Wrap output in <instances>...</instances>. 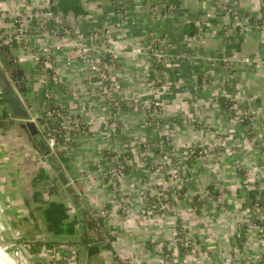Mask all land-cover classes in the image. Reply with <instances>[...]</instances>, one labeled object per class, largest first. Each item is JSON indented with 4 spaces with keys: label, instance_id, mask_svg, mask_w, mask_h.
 <instances>
[{
    "label": "crops",
    "instance_id": "crops-1",
    "mask_svg": "<svg viewBox=\"0 0 264 264\" xmlns=\"http://www.w3.org/2000/svg\"><path fill=\"white\" fill-rule=\"evenodd\" d=\"M150 1L122 0L124 18L116 11L114 0H60L52 8L76 32L82 44L101 45L96 32L107 27L112 30L120 65L114 70L120 80L119 97L114 102L93 93V88L100 84L91 81L79 60L75 35L56 38L51 33L30 34L26 40L35 50L21 46L8 49L20 67L28 71L32 85V90L27 89L31 96L28 108L33 118L41 119L43 98L48 91L62 109L88 129L87 133L78 135L72 147L60 145L55 152H47L42 146L47 142L41 120L36 123L41 137L38 139L31 131H25L21 120L0 118V197L10 208L32 264H64L70 256L78 264L81 243L73 239L87 245L84 264H119L123 260L130 264H242L241 255L245 252L264 253V238L257 235L258 230L247 232V227L236 220L248 208L250 191L255 188L249 189L244 173H239V178L234 167L230 169L233 177L230 171L227 175L212 172L206 175L202 163L191 160L179 163L195 174L203 187L214 190L213 184L220 181L228 193L224 208L209 199L205 211L195 206L196 199L191 202L186 195L182 196L195 209L186 212L189 230L196 241L187 253L175 242V230L180 222L177 216L166 208L145 212L147 202L142 196L149 177L169 186L157 142L161 137L166 138L171 127L176 143L181 146L212 140L200 129L201 125L222 131L232 125L222 116V96L218 95L221 65L207 57H254L256 61L251 65L241 66L239 78L250 100L264 106L261 62L264 36L254 25L241 24L244 15L253 22H257L255 18H264V1L156 0L171 7L166 17L153 15ZM45 5L46 0H0V9L14 13ZM189 24L197 29L194 37L188 35ZM241 27L245 29L243 33ZM153 35L164 40V52L174 58L163 68L166 83L158 86L157 96L164 108L160 127L152 120L148 102L150 93L154 95L149 81L153 65L147 46ZM53 41L55 76L36 65L32 57L39 46ZM197 54L199 59L187 57ZM205 81L210 87L201 92L200 83ZM140 91L146 97L139 102ZM186 119L190 121L188 126L179 127ZM234 124V134L243 137L246 124ZM118 153L131 155L136 162L148 156L152 162L129 166L119 181L120 190L116 191L103 172L114 167L111 157ZM56 166H60L76 188L81 206L68 194L48 189L58 182ZM182 202L177 204L182 206ZM100 211L104 212L100 217L105 237L93 230L91 213ZM236 227L243 229L239 239L234 234Z\"/></svg>",
    "mask_w": 264,
    "mask_h": 264
},
{
    "label": "rangeland",
    "instance_id": "rangeland-1",
    "mask_svg": "<svg viewBox=\"0 0 264 264\" xmlns=\"http://www.w3.org/2000/svg\"><path fill=\"white\" fill-rule=\"evenodd\" d=\"M255 20L257 22H253L250 16L244 15L241 24L254 25L256 31L264 36V18H255ZM242 27L240 30L243 33L245 29ZM147 46L149 45L147 44ZM187 57L199 59L200 55H187ZM207 58L211 62L216 61L221 65L222 77L218 82V95L227 98L228 102L230 100L234 102L231 107H227L222 111V116L228 118V122L232 123V125H230L225 131L201 125L199 126L200 129H204L212 140H206L200 145L188 142L181 146L176 143L175 138L171 133V131H173V128L171 127L166 138L164 139L161 137L157 142L158 147L161 148L159 153L160 163H162L167 169L165 174L169 178V186L158 181L156 177L147 178V181L145 180L143 186V192L147 196L149 195V197L152 196L154 198L151 200L153 205H156L158 202V192L165 195L166 202L164 203L166 210L174 214V216H177L180 222H182L187 229L189 240L193 243V246L196 241L189 230V222L187 220L186 212H193L195 209L194 206L189 204L186 199L182 198V196L185 197L186 195L191 202L196 199L197 204L195 206L199 205L201 209L205 211L208 209L209 199L215 201L218 207L220 206L221 208H224L225 199L228 198V193L223 189L220 181H216L213 184L214 190H211L208 187H203V185L200 184V181L194 176L195 174L191 173L189 169H184L179 165L181 161L191 160L194 163H202L206 175H209L210 172L217 175H227V171H230L232 167L236 168V173H234L240 178L241 175L239 173L243 172L245 176L243 177L244 181L248 180L249 182V189L257 188L259 192L258 199L260 202L264 203V106L255 104L250 100L244 84L239 78L241 66L247 67L256 61V59L250 56L242 58H220L218 56H213L212 58ZM117 60V53L116 55L113 54L111 57V63L109 64L110 78L114 90L112 89L113 93H107V100L111 102L116 101V98L119 97L117 95V86L120 83V80L117 78V75H114V70L120 67ZM151 60L153 65L155 58L151 57ZM158 60L159 59H156L157 62ZM170 60L174 61V58L168 57L165 62L160 60L158 62L161 72L159 77L162 82L161 85L166 83L163 68L166 64H170ZM261 62L264 65V57ZM200 86L201 92L207 91L210 87L206 81L200 83ZM158 88L159 87H154V95L150 93L149 96L151 97L148 102L151 105L150 112L154 117L152 120H155L154 123L156 126L160 127L161 120L159 119L164 108L161 99L157 96ZM108 92L110 91L108 90ZM145 97L146 93L140 91L137 99L139 98L140 102L141 99H145ZM145 101L147 104V100ZM190 120L192 121V118H190ZM189 122L190 121L186 119L184 122L179 123V127L185 128L188 126ZM241 122L247 123L245 126L246 133L243 137H237L234 134L236 128L234 127V123L241 124ZM180 151H183L184 154L180 153ZM148 158V156H143L140 157L137 162L136 160L134 161V159L131 161L132 164H140L143 161L144 163L151 164L152 158ZM128 168L129 167L127 166V170ZM230 172L234 177L232 171ZM151 201H148L147 203H151ZM178 201H183V205L180 206L181 203L177 204ZM247 206L248 208H246L243 214L236 219L237 222L245 225L247 227V232L249 229H257V235L264 238V206L258 204L252 205L251 201H249V205ZM158 209L162 210V206L161 208L156 207V211ZM254 220L256 222H254ZM240 232V229L236 227L234 233L236 239ZM18 234L20 237L19 245L21 258L24 264H32V261L26 256L23 249L25 248V245L21 239L22 235L20 231ZM9 236L8 230L3 227L0 232V243L1 246H3L2 243H6V246L8 247L6 250L7 253L12 254L14 249L9 246ZM1 239H5V241L3 242ZM241 256L242 264H264V253L257 254V252L251 253L250 251H247V253L245 252Z\"/></svg>",
    "mask_w": 264,
    "mask_h": 264
},
{
    "label": "built area",
    "instance_id": "built-area-1",
    "mask_svg": "<svg viewBox=\"0 0 264 264\" xmlns=\"http://www.w3.org/2000/svg\"><path fill=\"white\" fill-rule=\"evenodd\" d=\"M59 1L60 0H46V5L44 7H37L30 11L16 13L0 9V47L12 48L14 46H21L30 50H35L32 48V44L26 40L27 35L51 33L56 38L61 35L66 37H73L75 35L76 39H74V45L79 60L83 63L84 68L89 72L90 76L96 75L101 77V81L96 82L100 84V86L95 89L93 88L92 91L95 95L100 96L101 99L106 101L107 93H111L113 89L109 64L111 63L113 54L116 55V49L112 39V30L107 27L96 32V37L102 40L101 45L90 46L82 44L77 38L76 32L67 25L63 17L52 9ZM117 4H119V9L116 8ZM117 4L115 3L116 11L119 12L121 18H124L122 0H117ZM170 8L171 7L167 4L160 3L156 0H151L149 3V9L156 17H166L171 11ZM54 45V41L48 42L39 46L36 52L33 51L32 54L35 64L53 76H55L57 72L54 66ZM148 45L151 57L155 58L153 63L154 77L150 75L149 81L151 87H158L162 83L159 78L160 68L158 62L159 60L165 62L168 56L164 52V40L160 36H151L148 39ZM156 59H159L158 62ZM108 90L110 92H108ZM54 99L55 96L53 93L48 91L45 93L43 98L44 110L41 115L43 118L46 142L53 152H55L60 145L72 147L78 135L88 132V129L83 125L81 120L73 115H69L54 101ZM229 103L228 107H231L234 102L230 100ZM111 155L106 157H110ZM111 159L112 162L115 163L114 167L103 173L114 189L119 191V181L124 178L127 166L133 165L131 161L132 157L127 153H118L111 157ZM158 193V202L156 205L152 204L151 200L154 199L152 196L149 197V195L147 196L144 192L142 193L143 199L146 200V202L151 201V203H147V206L144 208L145 212L152 213L156 211V207L161 208V206L162 209H165L164 202H166V197L163 193ZM121 199L123 198L121 197ZM255 204L260 205L259 203H254V205ZM103 215L104 212L102 211L94 212L91 213V218L93 220V230L100 236L105 237L103 229L100 227L98 221V218ZM240 231L238 239L243 236V229L241 228ZM175 242L186 253L194 248L193 243L189 240L187 229L182 222L177 223ZM64 262L68 264H77V261L72 256L67 257ZM119 264L130 263L127 260H123L120 261Z\"/></svg>",
    "mask_w": 264,
    "mask_h": 264
},
{
    "label": "water",
    "instance_id": "water-1",
    "mask_svg": "<svg viewBox=\"0 0 264 264\" xmlns=\"http://www.w3.org/2000/svg\"><path fill=\"white\" fill-rule=\"evenodd\" d=\"M8 49L7 47H0V55H2L0 56V118L6 117L11 120H21L25 131H31L39 139L41 137L38 134L36 123L40 122V118H33V114L28 108L31 96L25 93L27 89L32 90V85L28 81V71L20 67V63L12 57ZM2 51H5L4 54ZM91 81L100 82L101 77L96 75L91 76ZM42 146L45 151L50 152V148L46 144ZM56 168L58 182L49 185L48 189L68 194L73 201L81 206L79 196L75 191L76 188L70 183L69 177L60 166H56ZM3 227L8 230L10 235L9 246L14 249L12 254L7 253L8 247L6 243H2L3 246L0 243V250L7 257L5 264H24L20 254L19 230L9 206L0 197V232ZM2 241L4 242L5 239ZM72 241L78 244L81 243L78 249V264H84L87 245L83 244L80 239H73Z\"/></svg>",
    "mask_w": 264,
    "mask_h": 264
},
{
    "label": "trees",
    "instance_id": "trees-1",
    "mask_svg": "<svg viewBox=\"0 0 264 264\" xmlns=\"http://www.w3.org/2000/svg\"><path fill=\"white\" fill-rule=\"evenodd\" d=\"M114 2L117 4V0H114ZM119 7V4H117V9H119L118 8ZM187 29H188V35L190 36V37H194L196 34H197V29L196 28H193L192 27V25H188L187 26ZM150 75L152 76V77H154V71L152 70L151 71V73H150ZM25 93H27L28 95L30 94V92L29 91H25ZM220 103L222 104V107H224V109L225 108H227L229 105H228V99L227 98H225L224 96H222L221 98H220ZM230 104V103H229ZM41 122H43V118L41 117ZM244 124H247L246 122H243ZM258 194H259V192H258V190H257V188H255V189H252L251 191H250V197H251V203L252 204H254V203H259L260 205H262V206H264V203L263 202H260V200L258 199ZM98 221H99V223H100V227H102V218L101 217H99L98 218ZM256 222V221H255ZM242 243H243V239H242V242H241V245H242ZM64 264H68V263H66V262H64Z\"/></svg>",
    "mask_w": 264,
    "mask_h": 264
},
{
    "label": "bare ground",
    "instance_id": "bare-ground-1",
    "mask_svg": "<svg viewBox=\"0 0 264 264\" xmlns=\"http://www.w3.org/2000/svg\"><path fill=\"white\" fill-rule=\"evenodd\" d=\"M6 254H4L1 250H0V264H5L6 262Z\"/></svg>",
    "mask_w": 264,
    "mask_h": 264
}]
</instances>
